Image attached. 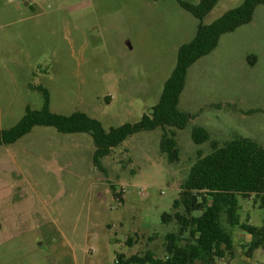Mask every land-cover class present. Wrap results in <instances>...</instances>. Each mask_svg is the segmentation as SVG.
<instances>
[{
  "label": "rangeland",
  "instance_id": "1",
  "mask_svg": "<svg viewBox=\"0 0 264 264\" xmlns=\"http://www.w3.org/2000/svg\"><path fill=\"white\" fill-rule=\"evenodd\" d=\"M243 2L219 0L202 24ZM199 24L177 0H0V129L15 126L27 107L42 108L39 88L53 113L82 112L106 130L139 122ZM178 108L191 115L184 129L138 132L98 164L88 133L35 126L0 146V264L164 257L177 225L162 216L173 212L198 152L235 138L264 147V5L190 66ZM195 127L209 141L195 143ZM164 133L176 141L177 162L161 151ZM238 204L242 223L263 226L260 203L238 196ZM233 236L234 255L217 264H264V249L248 255L249 234L236 228Z\"/></svg>",
  "mask_w": 264,
  "mask_h": 264
},
{
  "label": "trees",
  "instance_id": "2",
  "mask_svg": "<svg viewBox=\"0 0 264 264\" xmlns=\"http://www.w3.org/2000/svg\"><path fill=\"white\" fill-rule=\"evenodd\" d=\"M26 1V0H23ZM219 0H199L192 4L177 0L179 5L200 21L195 37L178 51L176 66L166 81L159 102L149 115L137 123H126L106 130L100 121L82 112L60 115L51 112L49 93L39 88L44 96L39 110L26 108L20 121L10 129H0V146L15 143L35 126L54 127L60 133H88L96 146L94 161L98 164L132 135L141 131L173 127L184 129L191 115L178 108L188 69L203 56L211 53L221 36L235 31L252 21L255 9L264 0H244L211 24H202L203 18ZM193 141H209L202 127L192 131ZM213 151L208 155L198 152L188 179L181 188L171 214H164V223H176L177 228L165 237V255L162 258L147 251L144 255L118 257L117 264H217L218 260L233 256V230L240 228L252 238L248 255L264 249V220L262 227L242 223L238 214V196L253 198L264 209V147L247 138H235L220 146L211 142ZM161 151L169 162L179 161V152L173 137L163 134ZM115 192V190H113ZM115 195L119 193L115 192ZM131 238L127 242L130 243ZM247 264V263H240Z\"/></svg>",
  "mask_w": 264,
  "mask_h": 264
}]
</instances>
